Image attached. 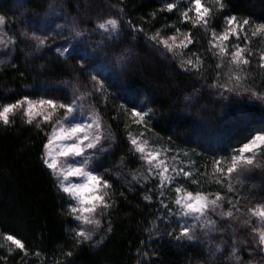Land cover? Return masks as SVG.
<instances>
[{
	"label": "trees",
	"instance_id": "trees-1",
	"mask_svg": "<svg viewBox=\"0 0 264 264\" xmlns=\"http://www.w3.org/2000/svg\"><path fill=\"white\" fill-rule=\"evenodd\" d=\"M168 3H176L177 9L169 11ZM225 3L219 13L217 0H202L211 10L205 14V26L197 22L192 0H0L11 40L10 52L0 63V108L25 96L58 104L83 96L101 118L107 137V151L91 167L112 185L109 202H114L93 239L77 243L74 231L81 223L68 214L71 201L42 163L52 120L37 118L29 125L23 109L15 111L9 125L0 122V264H237L232 247L240 249L243 264H261L262 256L250 255L249 249L259 239L252 229L262 225L247 209L264 204V157H257L261 168L244 174L239 184L232 174L233 192L228 191V177L214 172V162L223 158L226 172L230 157L256 131L264 130V100L219 86L230 87L235 73L230 71L231 56L214 47L212 33L226 29V15L249 19L250 43L242 34L239 40L230 37L226 45L254 53L244 71L250 86L264 96L262 33L251 35L255 25L264 23V0ZM189 8L190 19L184 20L181 12ZM106 17L119 21L118 31L106 34L97 28ZM81 32L83 36L77 35ZM33 35L45 43L39 44ZM173 35L177 40L169 43L174 47L192 42L169 52L160 41ZM187 59L198 63V69ZM93 75L103 81V88ZM133 106L151 110L144 123L135 122ZM55 112L62 116L66 110ZM132 133L175 156L198 181L186 180L184 187L213 197L219 193L223 211L233 210V217L211 215L215 229H202L196 241L179 246L163 223L158 236L153 235L152 225L167 210L160 204L159 176L148 173L144 156L130 142ZM174 189L175 184L163 189L165 202L173 208ZM146 195L151 201L144 200ZM237 199L239 212L228 203ZM8 235L21 240L27 255ZM217 247L222 251L216 252Z\"/></svg>",
	"mask_w": 264,
	"mask_h": 264
},
{
	"label": "snow or ice",
	"instance_id": "snow-or-ice-1",
	"mask_svg": "<svg viewBox=\"0 0 264 264\" xmlns=\"http://www.w3.org/2000/svg\"><path fill=\"white\" fill-rule=\"evenodd\" d=\"M192 4L195 7L197 22H202L205 26L209 23V16L206 13H210V9L204 8L202 0H192ZM219 13H223L227 7L225 0H217ZM169 11L177 9L176 3H168L166 5ZM203 9V11H202ZM189 11L191 8L181 12V16L184 20H189ZM226 23V29L220 33L213 31V45L219 47L220 52L225 55L231 56L230 71L235 73L234 83L230 87L225 85H219L224 88L226 92H233L237 94H249L255 99L264 100V96L260 95L253 87L250 86L248 80V73L244 71V67L250 65V57L254 55L248 47L236 46L235 50L229 53L226 47H220L215 44L216 40L228 41L230 37L235 36L237 40L241 35L248 41L247 28L250 24L249 19H238L235 15H226L223 17ZM5 16L0 15V27L5 25ZM97 28L103 30L104 33L110 34L119 29V21L114 18H108L103 22L98 23ZM143 31V29H141ZM179 32V29H176ZM260 33H264V23L255 25L254 30L251 32L252 36H257ZM27 35V33H25ZM79 36H83V33H77ZM156 36L151 37L153 41L157 40ZM39 44H44L45 39L39 36L34 37ZM169 40L175 42L177 37L175 35L162 39L164 47L169 52H174L175 48H187L188 44L192 41L187 40V43L181 41L179 45L169 43ZM0 43H3L0 40ZM64 52L69 50L65 48ZM186 63L192 65L198 69L199 64L194 63L192 59H187ZM219 67V65H218ZM259 67L264 69V53L260 56ZM231 79V77H230ZM92 80L97 82L101 88H103V81L98 79L97 75L92 76ZM83 96L74 98L71 103H57L53 99H39L33 102L28 96L23 97L21 100L15 103L5 104L0 108V122L5 126L11 123L10 115L14 114L17 108H24L27 104L25 114L29 117L27 123L33 124V109L35 105L47 106V108L55 111L57 108L65 109V116L67 119V127L63 126V122L60 123L59 131L56 127H53L52 133L48 136L47 143L44 144V153L42 154V163L51 171L56 177L57 188L63 194H66L67 198L71 201L68 206V214L74 221H83L84 224L94 225L93 230H85L83 227H79L74 231V235L77 238V243H83L84 241H91L93 239L94 232L100 230L102 225V218L106 212L110 211L114 207V202L110 203L112 199L111 188L112 185L103 175L99 174L95 168L91 165L93 161L102 153L107 151L105 147V141L107 139L102 126L99 123V119H93L88 117L87 120L84 117V110L82 104ZM151 110L144 111L136 106L131 109V115L137 123H144L146 117H149ZM35 115H43L45 121H50L52 113L44 114L38 112ZM91 122H88V121ZM37 126H39L37 124ZM145 127L147 125L145 124ZM131 144L137 153L144 156L148 164V173L152 176H159V188L160 191V204L162 209L161 215L157 217L158 223L152 225V234H159L160 223L165 225L166 229H171L167 232V235L177 242V246L187 241L192 242L198 239L197 232L202 229H215L217 227L216 220L211 219V215H217L221 219L224 217L231 218L234 215L233 210L223 211L224 197L219 193H216L213 197L210 193L201 191L193 192L188 191L184 187L186 180L192 179L193 174L186 171L183 167L179 166L176 157H171L173 163L168 165L167 152H148L145 153V147L142 143H138L137 139H131ZM239 155H232L230 157V164L225 168L222 164L223 158H218L214 162V172L220 175H226L229 179L228 191L233 192L236 189L232 186V180L234 179L233 173L236 174L235 179L239 184L244 174L252 173L254 169L261 168V165L257 161V157H264V130L256 131L254 135L239 148ZM249 154V155H245ZM62 158L64 162L62 163ZM67 158H71L70 160ZM79 158V159H77ZM83 178V182L72 183L69 178ZM192 183H198L195 179H192ZM175 184V193L177 194L174 199V208L169 207V204L165 202L163 189L167 186L170 187ZM150 195L144 196L145 201H151ZM228 203L239 212L237 207L239 200H228ZM248 212L258 218L259 223L262 225L260 228H253L252 231L258 233V243L254 248H250V255L258 253L262 256L261 264H264V204H257L254 208H248ZM175 220V225H173ZM249 223V221H245ZM109 226L107 232L112 231L111 222H108ZM197 224L201 225V228H197ZM222 230V229H221ZM7 239L16 245L17 248L24 250L25 245L20 239H17L14 235H8ZM235 243V240L233 241ZM247 243V241H245ZM222 249L216 248V252H221ZM240 249L232 247L231 257L235 259L237 264H243L242 257L239 255ZM148 253L145 252L144 255ZM72 255L71 252L68 253ZM215 255V252L210 253Z\"/></svg>",
	"mask_w": 264,
	"mask_h": 264
},
{
	"label": "rangeland",
	"instance_id": "rangeland-1",
	"mask_svg": "<svg viewBox=\"0 0 264 264\" xmlns=\"http://www.w3.org/2000/svg\"><path fill=\"white\" fill-rule=\"evenodd\" d=\"M50 11H51V8H50ZM108 18H113V17H106V18H104V20H106ZM261 35H262L261 43L263 44V48H264V33H262ZM34 37H35V35L32 36V38H34ZM0 40L3 41V43H0V63H1L4 60H6L7 54L10 52L9 47L11 46V40L9 39L8 35L6 34V32L4 30V25L2 27H0ZM216 42H217L218 45H220V47H226L227 49H235L236 48V45H233L231 47H227L226 41L216 40ZM217 48H218V50L220 52V48L219 47H217ZM73 97L77 98L78 96H76V97L73 96ZM82 104H83V110H84L85 119L87 120L88 117H92L93 119H97L98 118L99 119V123L102 126V130L105 133V129H104L103 123H102L101 118L99 117L98 113L96 112V110L94 108H92L91 106H89V104L86 103L84 100H82ZM26 108H27V104L24 105V108H23L24 112H26ZM20 110H21V108H17L16 109V111H20ZM38 112H43L45 115L48 114L49 112L52 113V117H51V120H52V122H51L52 131H53V127H56V130L59 131L60 123H58V122H63V126L64 127L68 126L65 114H63L62 116H58L55 111H53L50 108H47V106L35 105V107L33 109V115H34L35 118L33 120H35L37 118L41 119V120H44L43 119V115H35ZM50 121H48V122H50ZM88 122H91V121L89 120ZM52 131L50 132V134L52 133ZM133 138L137 139L138 143H142L143 144V146L145 147V153H148V152H161L163 154V152H167L168 165L170 166L173 163V161L171 160V157L169 156V152L168 151H165V150L159 149L158 147L149 145L148 144V140H146L144 137H141L137 133H132L131 134V139H133ZM239 154L240 153L238 151L237 155H239ZM245 155H249V154H245ZM64 159L65 158H62V163L64 162ZM67 159L70 160L71 158H67ZM77 159H79V158H77ZM145 161H146V159H145ZM146 166L148 168L147 161H146ZM179 166L185 168L182 163H179ZM69 181L72 182V183H80V182H83V178L70 177ZM80 223H81V227H83L85 230H93L95 228L94 225L84 224L82 220L80 221ZM95 234H96V231L94 232V235Z\"/></svg>",
	"mask_w": 264,
	"mask_h": 264
}]
</instances>
